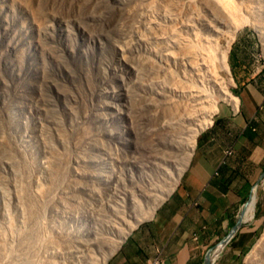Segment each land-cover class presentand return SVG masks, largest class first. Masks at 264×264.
I'll return each mask as SVG.
<instances>
[{
  "label": "rangeland",
  "instance_id": "374dc122",
  "mask_svg": "<svg viewBox=\"0 0 264 264\" xmlns=\"http://www.w3.org/2000/svg\"><path fill=\"white\" fill-rule=\"evenodd\" d=\"M254 24L264 0H0V264H100L170 187L158 153L184 85L211 95L195 123L213 122L223 85L240 98L243 74L264 79ZM253 194L231 264H264V176Z\"/></svg>",
  "mask_w": 264,
  "mask_h": 264
},
{
  "label": "crops",
  "instance_id": "0c3cea01",
  "mask_svg": "<svg viewBox=\"0 0 264 264\" xmlns=\"http://www.w3.org/2000/svg\"><path fill=\"white\" fill-rule=\"evenodd\" d=\"M239 84L238 106L222 109L199 134L180 183L107 264H146L155 257L161 264H203L227 237L264 174V79L245 73ZM254 234L255 223L246 219L214 264H231L230 255L239 256Z\"/></svg>",
  "mask_w": 264,
  "mask_h": 264
},
{
  "label": "bare ground",
  "instance_id": "6f19581e",
  "mask_svg": "<svg viewBox=\"0 0 264 264\" xmlns=\"http://www.w3.org/2000/svg\"><path fill=\"white\" fill-rule=\"evenodd\" d=\"M203 1H210V0H203ZM212 4L213 3L209 4L210 6H212L211 9L214 8V10L215 9L217 10L216 14L214 13L212 16L215 18H219V20L222 22L226 21L228 19V16L224 13L226 10L223 12L220 8H218L220 7L219 5H217V7L216 6L213 7L214 4L213 5ZM254 26L256 27V30L260 33L262 39L264 40V31L261 30L263 28H261L260 25L258 26L256 24H254ZM227 55H228V49L225 51H220L216 60L219 65L218 67H220V69L226 74H229L230 70L227 64ZM201 60L205 61L206 59L201 57ZM230 82L231 79L229 78V83ZM184 86L183 88L186 90L180 91L181 94L178 95V96H184L186 94L181 101L182 105H179V107L182 108V114H176L174 112L172 114H169L170 116H168L166 120L165 129H164L165 133L163 134V138H162L163 139L162 143L166 146V148H163L162 151L158 153L160 155L159 157L162 162L167 161L168 159L171 160L170 163L172 165V169L171 170L169 169L167 170L164 168L162 169L163 170L162 173L170 182V187L165 192L155 197L154 203L151 205V207H149L147 211H145L146 213L144 214V216L137 217L134 220V222L127 223L124 227L125 229H122L117 233L112 234V237L110 238L107 244L108 245L107 252L104 251V254L102 255L103 257H101L103 260L100 261L101 262L100 264H106L107 259L118 250V248L123 243L127 235L133 229H135L138 226V224L141 223L143 220L152 217L156 209L161 205V203L164 200H166V198L174 191V189L178 185L179 180L181 179L182 175L185 173V171L187 170L190 164V161L194 153L196 138L198 134L205 127L209 126L212 123L211 122L212 115H209L208 118L205 117L204 119L201 120V122L199 121V123H195L197 121L198 115H202V114L205 115V113H203L204 110L203 102L205 99L208 98V96L211 97V95L207 93V90H205L202 87L198 88L195 84H189ZM223 86L221 89L219 88L221 90L218 91L219 96L223 100H226L228 103H230V105L232 104L236 108V106H238L237 97L229 93L228 90L225 88V86L224 87ZM194 88L195 90H193ZM216 103L217 102H215V104ZM172 110H173V105H172ZM253 197H252V201L246 207V211L244 214L245 222L246 219H250V217L252 216L254 202H255V199ZM223 248H224L223 245H220L216 248L213 255L211 256L212 261H214L217 258L218 254L221 252Z\"/></svg>",
  "mask_w": 264,
  "mask_h": 264
},
{
  "label": "water",
  "instance_id": "95a60500",
  "mask_svg": "<svg viewBox=\"0 0 264 264\" xmlns=\"http://www.w3.org/2000/svg\"><path fill=\"white\" fill-rule=\"evenodd\" d=\"M264 176V174H263ZM252 197L250 198V200L243 206V209L240 212V215L238 217V220L236 222V224L234 225V227L232 228V230L229 232V234L227 235V237L222 240L221 242L218 243V245L211 249L205 256L204 262L203 264H212L214 261L211 260V256L213 255L214 251L216 250V248L220 245H223L224 247L226 246V244H228V242L231 240V238L237 233V231L243 226L244 224V214L246 211V207L248 206V204L252 201ZM254 198V197H253Z\"/></svg>",
  "mask_w": 264,
  "mask_h": 264
},
{
  "label": "built area",
  "instance_id": "2783aa9c",
  "mask_svg": "<svg viewBox=\"0 0 264 264\" xmlns=\"http://www.w3.org/2000/svg\"><path fill=\"white\" fill-rule=\"evenodd\" d=\"M146 264H161V260L159 257H155V258L150 259Z\"/></svg>",
  "mask_w": 264,
  "mask_h": 264
}]
</instances>
